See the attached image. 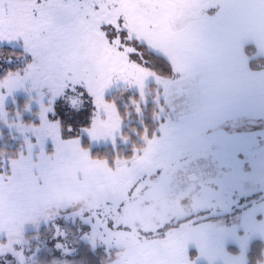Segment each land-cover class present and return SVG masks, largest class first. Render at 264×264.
Listing matches in <instances>:
<instances>
[{"label":"snow or ice","instance_id":"6c2138e0","mask_svg":"<svg viewBox=\"0 0 264 264\" xmlns=\"http://www.w3.org/2000/svg\"><path fill=\"white\" fill-rule=\"evenodd\" d=\"M174 2L137 0L135 11L159 21L137 35L122 0H0V140L19 141L0 145V264L30 259L27 224L51 225L62 255L74 251L64 244L69 233L92 250L103 246L107 264H250L251 239L264 233L249 225H264V208L231 228L203 219L223 191L217 173L250 175L252 148L231 146L216 167L155 139L172 121L165 105L186 99L173 66V57L191 56L173 35L186 20L165 18ZM117 8L115 20L99 18ZM255 150L264 152V138Z\"/></svg>","mask_w":264,"mask_h":264},{"label":"rangeland","instance_id":"374dc122","mask_svg":"<svg viewBox=\"0 0 264 264\" xmlns=\"http://www.w3.org/2000/svg\"><path fill=\"white\" fill-rule=\"evenodd\" d=\"M103 2L108 3L109 0ZM122 3L128 5L131 31L137 35L154 31L149 28V24L159 21L150 20L142 12L135 11L137 0H122ZM120 11L119 8L104 9L99 13V18L107 16L115 20ZM171 15L182 16L186 20L185 25L173 35L191 51V56L173 57L175 73L178 74L176 79L179 81L177 90L186 99L177 100L174 105H165L164 115L170 116L172 121L162 126L161 135L155 138L157 143L169 141L167 137L172 136L169 131L180 127L192 130L194 127L205 126L213 119L215 111L223 107L226 109L240 105L242 108H258L264 103L261 102L264 98V68L251 67L250 58L244 52L246 44H255L259 46V55L264 56V0H175L171 11L165 13V18ZM167 75L170 73L164 74L165 77ZM18 100L23 103V93H18ZM12 131L15 132V129ZM183 132L184 130L178 132L179 139ZM185 135L186 133L181 140H187ZM175 137L177 134L174 139ZM5 140L12 146L11 140L7 137L4 142ZM14 141L12 144L18 145L19 141ZM249 227L257 234L264 233V225L250 223ZM38 237L37 233L32 232L31 224L25 225L23 248L25 252L31 249L30 259L26 264H38V255L44 250L50 256L44 254L39 264H84L83 259L70 261L53 257L54 251ZM253 238L264 241V238L258 236ZM37 246L38 253L35 252ZM226 249L233 256L241 252L239 245L233 240L226 242ZM226 264L245 262L241 258H233L226 261ZM257 264H264V259Z\"/></svg>","mask_w":264,"mask_h":264},{"label":"flooded vegetation","instance_id":"af4514ba","mask_svg":"<svg viewBox=\"0 0 264 264\" xmlns=\"http://www.w3.org/2000/svg\"><path fill=\"white\" fill-rule=\"evenodd\" d=\"M256 47L255 54L258 55L259 46ZM262 99L261 102H264V98ZM262 104L258 108H242L240 105L229 106L226 109L223 107L221 110L215 111L213 119L205 126L194 127L192 130L180 127L178 130L173 128L175 131H169L172 136L167 138L174 140L179 149L207 155L208 160L213 162L216 167L227 162V149L231 146L244 144L252 148L254 167L253 170H250V175L242 176L235 171L227 176L217 173L223 185V191L216 198L217 206L213 207L212 211L206 214L203 219L204 223L231 228L234 225H239L253 208H264V152L255 150L257 140L264 138V120L260 119L264 117V103ZM180 130H184L182 138L186 133L187 140L179 139L180 133L178 132ZM175 134H177V137L174 139ZM248 168L249 166L245 164V169ZM53 231L51 225L47 231L43 228L39 232L34 231L39 236L38 238L44 240L45 245L54 251L53 257L66 258L70 261L83 259L84 264H107L106 252L103 246H98L95 250H92L83 241H74V238H71V233L66 237L64 244L65 247L73 248L74 251L69 255H62L55 248L56 241L51 238ZM237 231L240 235L244 233L242 227H238ZM254 239L256 238H253L252 241ZM44 254L50 256L48 251L44 250L38 255L39 259Z\"/></svg>","mask_w":264,"mask_h":264},{"label":"trees","instance_id":"16d2710c","mask_svg":"<svg viewBox=\"0 0 264 264\" xmlns=\"http://www.w3.org/2000/svg\"><path fill=\"white\" fill-rule=\"evenodd\" d=\"M257 50V47L255 44H246L244 47V52L249 56L250 60V66L253 68H264V56L263 55H256L255 52ZM157 68V71L161 74H165L163 69H161L158 65H154ZM22 104V102H21ZM156 108L155 104H150L148 109L145 112V118L148 125L149 132L151 133L153 130H155L158 127L157 120L152 119V114L154 109ZM25 120H27L29 117L26 114L24 117ZM10 148H16L17 145H14L12 143H15L14 140H11ZM10 142V141H9ZM4 140H0V145H3ZM8 143V141H7ZM34 232V231H33ZM264 248V241L260 238H256L250 243V249L248 250V257L250 264H257L258 262L262 261L264 259V253L261 251V249ZM38 256V261H39Z\"/></svg>","mask_w":264,"mask_h":264},{"label":"crops","instance_id":"0c3cea01","mask_svg":"<svg viewBox=\"0 0 264 264\" xmlns=\"http://www.w3.org/2000/svg\"><path fill=\"white\" fill-rule=\"evenodd\" d=\"M213 28H214V27H213ZM213 28H212V29H213ZM257 54H259V52H258Z\"/></svg>","mask_w":264,"mask_h":264}]
</instances>
